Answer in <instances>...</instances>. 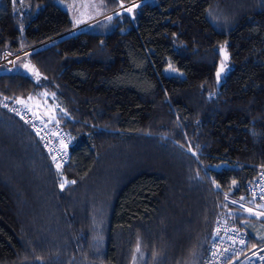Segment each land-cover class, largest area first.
<instances>
[{"label": "trees", "instance_id": "16d2710c", "mask_svg": "<svg viewBox=\"0 0 264 264\" xmlns=\"http://www.w3.org/2000/svg\"><path fill=\"white\" fill-rule=\"evenodd\" d=\"M61 1L0 0V57L21 52L0 65V264H201L226 197L264 169V0H98L75 17ZM42 93L49 114L28 99ZM18 99L68 133L65 166L2 106Z\"/></svg>", "mask_w": 264, "mask_h": 264}, {"label": "built area", "instance_id": "2783aa9c", "mask_svg": "<svg viewBox=\"0 0 264 264\" xmlns=\"http://www.w3.org/2000/svg\"><path fill=\"white\" fill-rule=\"evenodd\" d=\"M20 53L4 50L1 53L0 65L5 69L14 68L16 58ZM1 103L3 107L7 104L6 109L18 114L30 126L45 151L51 157L57 156L61 167L68 163L70 137L65 130L58 125L47 126L40 118L30 114V111L20 103L6 101H1ZM13 108L16 111H12ZM63 145L67 147L64 148ZM49 149H62V151L50 153ZM52 162L55 165L53 160ZM262 190H264V169L259 170L254 177L245 182L241 193L235 191L234 195L226 197L225 202L228 208L218 213L214 219L201 264H264V259H261L264 257V234L252 240L247 229L242 225L243 220L264 223V216H256L246 211L249 208L253 210V213L264 211V199H261ZM241 197L244 199L242 200ZM232 201H237V203H232ZM235 219L240 223H237ZM240 240H244V244H241Z\"/></svg>", "mask_w": 264, "mask_h": 264}, {"label": "rangeland", "instance_id": "374dc122", "mask_svg": "<svg viewBox=\"0 0 264 264\" xmlns=\"http://www.w3.org/2000/svg\"><path fill=\"white\" fill-rule=\"evenodd\" d=\"M63 3V5L70 11V13L72 14L73 17H75V14H77V11L79 9H82L84 8V10L82 11V13L80 14L81 16L84 15L85 13H89V12H93L94 9H96L99 5H97L98 3V0H62L61 1ZM84 12V13H83ZM221 53L224 57H226L227 55V52L225 51V49H222L221 50ZM23 64H27L26 62H23L21 61V59H19L17 62H16V70L18 71H24V72H27V70H24L22 69L20 66L23 65ZM221 66V65H220ZM220 66H219V69H220ZM29 67L31 69H33L34 71H36L32 66L29 65ZM218 69V70H219ZM225 69V67H224ZM224 71V70H223ZM28 73V72H27ZM222 73L221 72V76H222ZM30 74V73H28ZM31 75V74H30ZM220 76V78H221ZM45 94H48V93H42L40 94L39 96H35V97H31V102L33 104H35V106H44L45 108L48 109L47 111V114H49L50 112H52L53 110H55L56 108V104H55V101L52 99V98H49V95H45ZM51 100V101H50ZM23 103V102H22ZM24 105H26L27 107H30L31 105L26 102V103H23ZM31 108V107H30ZM34 111V110H33ZM36 111V110H35ZM34 111V112H35Z\"/></svg>", "mask_w": 264, "mask_h": 264}, {"label": "snow or ice", "instance_id": "6c2138e0", "mask_svg": "<svg viewBox=\"0 0 264 264\" xmlns=\"http://www.w3.org/2000/svg\"><path fill=\"white\" fill-rule=\"evenodd\" d=\"M21 3H22V0H21ZM121 7H123V4H121ZM126 11L130 14V13L132 12V8L129 7V8L126 9ZM107 19L110 20L111 17H108ZM76 22H77V23H80L81 21H76ZM213 22H215V21H213ZM20 67H21L22 69H24V70H27V72L30 73L31 76H33V77L39 79V75H40V74H39L37 71H34L33 69H31V68L29 67L28 64H23V65H21ZM223 70H224V65H223V62H221L220 69L216 72V80H217V83H218L219 80H220L221 72H223ZM166 71H170V72H173V73H176V72H177V70H176L175 68H173L171 65H169V67H168V69H166ZM45 95H49V94H45ZM214 95H215L214 93L211 94L209 98H212V96H214ZM54 97H55V94H54V93H52V94L49 95V98H54ZM5 99H7V98H5ZM28 99H31V97H29ZM22 102H23V101H21V100H19V99L17 100V103H22ZM4 107H7V104H4ZM12 111H16V109L13 108ZM61 111H63V110L61 109ZM53 119H54V118H53ZM56 122L58 123V121H56ZM57 135H58V134H57ZM61 143H63V142L61 141ZM46 146H47V145H46ZM63 147L66 148L67 145H63ZM52 151H57V153H59L60 151H62V149H49V152H50V153H51ZM187 151L190 152L193 156H196V155H197V153H196L195 151H193L191 148H188ZM51 158H52V160L55 162V166H56V168L59 169V168L61 167V163L57 161V156H56V155H53ZM198 178H199V177H198ZM71 183L74 184L75 181L73 180V181H71ZM232 183H233L234 186L236 185V181H233ZM60 187L63 188L64 185L61 184ZM217 187H219V185H217ZM241 199L243 200L244 198L241 197ZM261 199H264V190L261 191ZM232 203H237V201H232ZM246 211H247L249 214H254V215H256V216H264V211H260V212L253 213V210L250 209V208H249V209H246ZM240 243H241V244H244V240H240ZM139 250H140L139 247H137V251H139ZM226 251H227V250H226ZM254 255H255V253H254ZM261 259H264V257H261Z\"/></svg>", "mask_w": 264, "mask_h": 264}, {"label": "water", "instance_id": "95a60500", "mask_svg": "<svg viewBox=\"0 0 264 264\" xmlns=\"http://www.w3.org/2000/svg\"><path fill=\"white\" fill-rule=\"evenodd\" d=\"M106 14H108V13H106ZM106 14H103V15L97 16V17H95V18H93V19H91V20H89V21H86V22H84V23H82V24H79V25H77L76 27H74L73 29H76V28H79V27H81V26H83V25H86V24H88V23H91V22H93V21H95V20H97V19H99V18L105 16ZM73 29H72V30H73Z\"/></svg>", "mask_w": 264, "mask_h": 264}]
</instances>
